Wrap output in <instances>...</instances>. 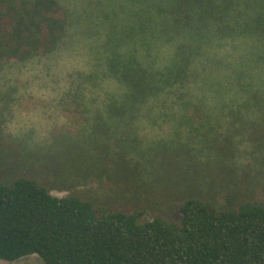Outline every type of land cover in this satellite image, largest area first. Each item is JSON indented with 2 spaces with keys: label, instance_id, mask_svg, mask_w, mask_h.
<instances>
[{
  "label": "clouds",
  "instance_id": "obj_1",
  "mask_svg": "<svg viewBox=\"0 0 264 264\" xmlns=\"http://www.w3.org/2000/svg\"><path fill=\"white\" fill-rule=\"evenodd\" d=\"M36 11L45 42L0 54V143L102 149L145 182L166 174L164 153L202 175L220 162L264 175V0H39Z\"/></svg>",
  "mask_w": 264,
  "mask_h": 264
},
{
  "label": "trees",
  "instance_id": "obj_2",
  "mask_svg": "<svg viewBox=\"0 0 264 264\" xmlns=\"http://www.w3.org/2000/svg\"><path fill=\"white\" fill-rule=\"evenodd\" d=\"M37 7L39 0H0V54L16 56L24 45L45 42L35 35L41 31ZM197 169L202 186L216 180L217 192L243 177L223 162L204 175ZM178 212L175 221L143 219L139 208L98 211L91 200L54 195L35 178L0 177V259L38 254L46 264H264V200L240 197L219 206L193 193Z\"/></svg>",
  "mask_w": 264,
  "mask_h": 264
},
{
  "label": "rangeland",
  "instance_id": "obj_3",
  "mask_svg": "<svg viewBox=\"0 0 264 264\" xmlns=\"http://www.w3.org/2000/svg\"><path fill=\"white\" fill-rule=\"evenodd\" d=\"M161 167L166 174L154 171L150 182H145L137 169L123 157L112 159L102 149L98 154L90 155L80 147H61L55 155L41 156L24 154L10 144L0 143L2 179L29 176L47 186L54 195L75 194L91 200L98 211L115 209L130 212L139 208L143 209V219L161 215L176 221L180 218L178 205L188 194L209 196L219 206H227L240 197L264 200V176L248 184L244 180L250 175H245L235 185L231 184L230 190L217 192L214 189L216 180L210 181L205 188L202 186L196 164L185 169L164 153ZM196 179L201 184L194 182ZM0 264L46 263L38 254H29L17 260L0 259Z\"/></svg>",
  "mask_w": 264,
  "mask_h": 264
}]
</instances>
